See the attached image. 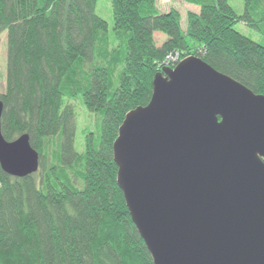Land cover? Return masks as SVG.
<instances>
[{"label": "trees", "instance_id": "1", "mask_svg": "<svg viewBox=\"0 0 264 264\" xmlns=\"http://www.w3.org/2000/svg\"><path fill=\"white\" fill-rule=\"evenodd\" d=\"M158 1L110 0V32L98 0H0L2 135L28 134L39 154L32 175L0 168V264H153L117 186L112 145L126 114L148 104L166 55L199 58L264 96V42L236 29L263 32L264 0H242V15L229 0H182L198 7L184 32L178 9ZM154 33L167 39L156 46ZM78 99L100 118L81 154L69 104Z\"/></svg>", "mask_w": 264, "mask_h": 264}, {"label": "water", "instance_id": "2", "mask_svg": "<svg viewBox=\"0 0 264 264\" xmlns=\"http://www.w3.org/2000/svg\"><path fill=\"white\" fill-rule=\"evenodd\" d=\"M0 168L39 169L28 134L2 135ZM116 183L153 264H264V96L201 59L153 80L112 145Z\"/></svg>", "mask_w": 264, "mask_h": 264}, {"label": "rangeland", "instance_id": "3", "mask_svg": "<svg viewBox=\"0 0 264 264\" xmlns=\"http://www.w3.org/2000/svg\"><path fill=\"white\" fill-rule=\"evenodd\" d=\"M229 5L232 7L237 15H242L244 13V4L242 0H229ZM157 6L160 11L168 10V8H175L181 14L180 26L182 32L186 30L187 27V11H198V7L195 5H190L182 0H168V1H158ZM96 14L104 19L108 24V29L111 32L113 28V20L111 13V2L110 0H98L96 5ZM236 29L244 36L262 43L264 42V30L262 33L256 32L242 23L236 26ZM167 37L163 33H156L154 40L156 46H160ZM172 55L173 57L178 55V59L181 60L180 53ZM168 55L161 61V65L165 68H174L178 63L172 61H166ZM170 58V57H169ZM176 63V64H175ZM5 72H6V34L3 33L0 36V92L5 91ZM118 86V80L116 74L111 78V88L110 92H113ZM73 106L76 113V138H75V149L81 154L84 150L85 137L90 134H96L98 131V126L100 123V118L97 114H92L88 112L81 104L80 100H74L69 102ZM53 144L50 145L48 156L51 158V151L53 150ZM49 158V160H50Z\"/></svg>", "mask_w": 264, "mask_h": 264}, {"label": "built area", "instance_id": "4", "mask_svg": "<svg viewBox=\"0 0 264 264\" xmlns=\"http://www.w3.org/2000/svg\"><path fill=\"white\" fill-rule=\"evenodd\" d=\"M174 54H176V53H171V54H169V55H168V58H167L166 61H169V60H170V61H172V62H177V63H179V62L181 61V60L178 59L179 56L176 55V56L173 57L172 55H174ZM169 57H170V58H169ZM175 64H176V63H175Z\"/></svg>", "mask_w": 264, "mask_h": 264}, {"label": "crops", "instance_id": "5", "mask_svg": "<svg viewBox=\"0 0 264 264\" xmlns=\"http://www.w3.org/2000/svg\"><path fill=\"white\" fill-rule=\"evenodd\" d=\"M164 1H168V0H164ZM157 3H158V2H157ZM168 9H169V8H168ZM165 11H166V9H165ZM155 34H156V33H154V37H155Z\"/></svg>", "mask_w": 264, "mask_h": 264}]
</instances>
